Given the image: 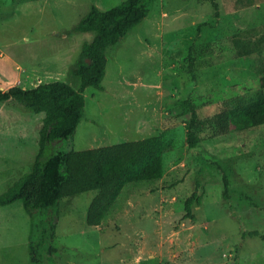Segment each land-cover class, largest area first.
Segmentation results:
<instances>
[{"label": "rangeland", "instance_id": "1", "mask_svg": "<svg viewBox=\"0 0 264 264\" xmlns=\"http://www.w3.org/2000/svg\"><path fill=\"white\" fill-rule=\"evenodd\" d=\"M122 1L0 0V87L57 80L77 86V61L95 34L72 28L93 4L107 10ZM215 3L157 0L141 24L108 48L105 89H86L84 118L67 142L85 150L161 135L164 176L126 185L97 227L86 222L96 191L63 199L51 212L55 240L33 258L23 202L0 208V264H264V240L243 236L264 234V127L192 148L189 115L173 105L205 99L201 113L210 115L224 103L264 96V44L249 56L232 46L249 29L264 37V0ZM216 40L221 50L189 61L191 49ZM43 117L0 103V195L31 171ZM210 151L227 173L228 197L220 171L203 166ZM197 189L203 202L191 219L185 204Z\"/></svg>", "mask_w": 264, "mask_h": 264}, {"label": "trees", "instance_id": "2", "mask_svg": "<svg viewBox=\"0 0 264 264\" xmlns=\"http://www.w3.org/2000/svg\"><path fill=\"white\" fill-rule=\"evenodd\" d=\"M216 6L215 0H211ZM157 0H123L103 10L92 5L85 16L72 28L71 33L92 32V41L86 42L77 61L78 85L69 81L41 82L35 87L19 85L9 89L0 87V103L43 113L39 151L30 172L19 178L0 195V208L21 200L31 218L29 249L32 258L38 254L47 239L55 240V223L51 212L63 199L96 191L88 210L89 227L102 224L126 185L152 181L164 176V139L161 135L85 150L66 147L76 134L85 115L87 88L103 91V79L108 64L107 50L116 46L141 24L155 7ZM264 37L257 29L236 34L232 46L241 56L262 50ZM220 40L191 49L188 55L193 64L213 50H221ZM260 87H264V78ZM205 99H178L173 103L180 115H189L186 123L187 144L197 147L206 138H215L232 132L264 127V96L253 100L227 102L214 114L202 115ZM174 110V111H176ZM217 155V154H216ZM215 152H205V168L220 171L224 181V195L228 197L229 180L226 171L217 161ZM199 188V184L197 185ZM203 193L198 189L186 200V217L194 219L193 207L201 205ZM40 235V241L36 237ZM264 234L248 231L243 236ZM52 250V249H51ZM50 250V251H51Z\"/></svg>", "mask_w": 264, "mask_h": 264}]
</instances>
